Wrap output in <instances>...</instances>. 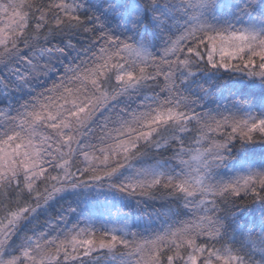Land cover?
I'll return each mask as SVG.
<instances>
[{
    "label": "snow or ice",
    "instance_id": "snow-or-ice-1",
    "mask_svg": "<svg viewBox=\"0 0 264 264\" xmlns=\"http://www.w3.org/2000/svg\"><path fill=\"white\" fill-rule=\"evenodd\" d=\"M0 264H264V0H0Z\"/></svg>",
    "mask_w": 264,
    "mask_h": 264
},
{
    "label": "trees",
    "instance_id": "trees-1",
    "mask_svg": "<svg viewBox=\"0 0 264 264\" xmlns=\"http://www.w3.org/2000/svg\"><path fill=\"white\" fill-rule=\"evenodd\" d=\"M157 207H159V205H157Z\"/></svg>",
    "mask_w": 264,
    "mask_h": 264
}]
</instances>
